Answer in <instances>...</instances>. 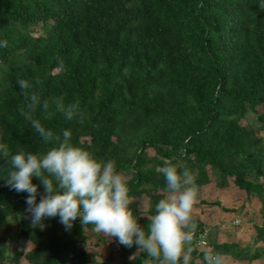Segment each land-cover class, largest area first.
I'll return each mask as SVG.
<instances>
[{"label": "trees", "instance_id": "16d2710c", "mask_svg": "<svg viewBox=\"0 0 264 264\" xmlns=\"http://www.w3.org/2000/svg\"><path fill=\"white\" fill-rule=\"evenodd\" d=\"M262 0H0V140L11 153L45 152L46 144L25 120L20 79L33 84L41 101L62 96L79 101V118L68 121L57 113L44 119L38 107L33 118L97 157L114 159L129 177L130 205L138 223V199L154 207L166 187L156 171L163 159L187 166L198 188L212 182L218 189L241 190L259 202L260 222H252L253 241L209 240L194 248L192 264H203L214 250L236 261L264 255V9ZM37 81L39 83H37ZM256 113L258 125L248 120ZM149 150H151L149 152ZM9 165L0 157V230L14 224L13 234L28 240L26 249L5 253L0 264H111L113 253L122 264H152L144 252L119 245L115 238L82 226L70 230L59 217L33 227L26 213V192L7 186ZM37 185V203L44 188ZM223 212L240 211L220 200L200 198ZM197 230L204 223L193 215ZM11 238V233L6 234ZM93 237V238H92ZM113 245L105 255L103 244Z\"/></svg>", "mask_w": 264, "mask_h": 264}, {"label": "clouds", "instance_id": "9594fccd", "mask_svg": "<svg viewBox=\"0 0 264 264\" xmlns=\"http://www.w3.org/2000/svg\"><path fill=\"white\" fill-rule=\"evenodd\" d=\"M259 7L264 9V0ZM6 46V41L0 42V47ZM18 84L25 90L27 101L21 114L42 140L51 145L45 152L21 148L13 154L9 145L0 140V157L10 166L7 186L17 193L28 194L25 211L30 215L31 225L43 229L44 219L59 217V223L67 231L79 217L82 226L91 225L94 232L115 238L119 245L127 248L135 245L137 252L151 258L152 264H192V243L198 227L193 211L199 188L190 169L163 159L156 171L165 180L164 194L154 207H139L138 215L148 220L147 226L142 227L130 207L135 199L129 195V177L118 171L116 161L97 157L89 149L74 144L71 129H64L60 136L46 128L40 119L33 118L39 107L44 119L57 113L68 121L78 119L79 101L66 104L62 96L41 101L37 92L26 91L33 87L31 82L20 79ZM3 135L0 129V138ZM33 177L44 188L38 203ZM203 264H227V258L209 250L203 255Z\"/></svg>", "mask_w": 264, "mask_h": 264}, {"label": "rangeland", "instance_id": "374dc122", "mask_svg": "<svg viewBox=\"0 0 264 264\" xmlns=\"http://www.w3.org/2000/svg\"><path fill=\"white\" fill-rule=\"evenodd\" d=\"M255 111H263L264 112V103L257 105L255 107ZM245 120L250 121L251 123L258 125L259 121L256 119V113L252 111L247 112V118L241 119V122H245ZM259 133L264 136V127L259 130ZM151 150H149L150 152ZM200 198H204L205 200H212L218 199L221 201L223 205H231L233 202L231 199L233 198V194L230 191H221L220 189L216 188L212 182H208L203 186V188H199V195H198V203L194 206L193 215L200 216L206 223L204 224V229L206 232L207 241L216 239L218 233L226 234L224 236L225 239H230L229 233H233L234 231V238H238V227L241 226V220L239 222L235 220L238 219L239 215H235L236 212H223L219 206L217 205H202L200 203ZM138 208L146 205V195H142L138 199ZM241 214V212H240ZM222 215V216H221ZM236 218V219H235ZM235 219V220H233ZM218 221L219 223L213 225ZM243 221V219H242ZM6 231L0 230V244L6 245L5 253H13L15 248L22 247L23 249L28 248L31 244L28 240L22 239L20 237H16L13 234L15 229L14 224H10ZM11 233L12 237L8 238L6 234ZM93 238V237H92ZM111 239V237H107ZM204 247H200L202 249ZM99 249L102 251L103 255H105L109 250L113 249V245L107 243L99 246ZM109 262L111 264H122L120 256L117 253H113L112 257L110 258ZM233 262V261H232ZM3 264H13L12 262H4ZM18 264H27L23 257L19 258Z\"/></svg>", "mask_w": 264, "mask_h": 264}, {"label": "crops", "instance_id": "0c3cea01", "mask_svg": "<svg viewBox=\"0 0 264 264\" xmlns=\"http://www.w3.org/2000/svg\"><path fill=\"white\" fill-rule=\"evenodd\" d=\"M202 189V188H201ZM221 191H230L231 194H233V198L231 201L233 204L232 206H238L239 204H243L241 210L238 212L236 211V216L239 215V217H236L238 219H233L239 222V219L241 220V226L238 227V238L233 237V233H229L230 239H225L224 236L226 234L223 233H218V236L216 237V241H222V240H233L236 241L239 245H245V244H250L251 249H254L256 246H261L262 242L260 240L258 241H253V227H252V222L259 223L260 222V215H259V202L256 200L255 197H250V198H245L244 193L241 190L234 189V188H229V189H221ZM230 205V206H231ZM241 212V214H240ZM197 216V215H196ZM222 216V215H221ZM200 219H202L200 216H198ZM243 219V221H242ZM203 220V219H202ZM204 221V220H203ZM219 222L216 221L213 223V225L218 224ZM205 224V223H204ZM227 258V264H264V255L259 256L257 258H254L250 260L249 262L246 261H236L230 258L229 256H225ZM233 261V262H232Z\"/></svg>", "mask_w": 264, "mask_h": 264}, {"label": "built area", "instance_id": "2783aa9c", "mask_svg": "<svg viewBox=\"0 0 264 264\" xmlns=\"http://www.w3.org/2000/svg\"><path fill=\"white\" fill-rule=\"evenodd\" d=\"M192 245L196 246L197 248H205L208 245L205 229L196 230Z\"/></svg>", "mask_w": 264, "mask_h": 264}]
</instances>
